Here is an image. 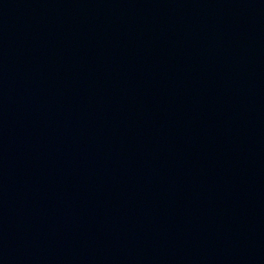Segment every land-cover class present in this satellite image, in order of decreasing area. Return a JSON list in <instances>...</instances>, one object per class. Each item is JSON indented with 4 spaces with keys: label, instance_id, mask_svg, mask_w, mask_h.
Listing matches in <instances>:
<instances>
[{
    "label": "water",
    "instance_id": "water-1",
    "mask_svg": "<svg viewBox=\"0 0 264 264\" xmlns=\"http://www.w3.org/2000/svg\"><path fill=\"white\" fill-rule=\"evenodd\" d=\"M0 264H264V0H0Z\"/></svg>",
    "mask_w": 264,
    "mask_h": 264
}]
</instances>
